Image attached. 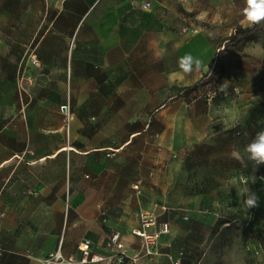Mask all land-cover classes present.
<instances>
[{
  "label": "crops",
  "instance_id": "crops-1",
  "mask_svg": "<svg viewBox=\"0 0 264 264\" xmlns=\"http://www.w3.org/2000/svg\"><path fill=\"white\" fill-rule=\"evenodd\" d=\"M148 1L0 0V264H43L59 247L79 257L86 237L104 260L80 264H172L184 251L176 217L153 260L121 262L107 241L120 231L138 253V213L156 202L145 193L171 202L199 141L186 122L202 97L158 106L203 76L234 28L185 32L184 0ZM189 53L202 68L180 79Z\"/></svg>",
  "mask_w": 264,
  "mask_h": 264
},
{
  "label": "rangeland",
  "instance_id": "rangeland-1",
  "mask_svg": "<svg viewBox=\"0 0 264 264\" xmlns=\"http://www.w3.org/2000/svg\"><path fill=\"white\" fill-rule=\"evenodd\" d=\"M184 2L190 20L185 32L200 25V30L209 32L216 27L223 35L243 25L246 0ZM193 30L197 28L191 29L195 33ZM245 52L244 57H227L222 82L205 87L198 94L202 97L197 99L199 103L188 113L187 130L194 138L198 132L199 141L188 148L194 157L187 173L176 174L171 202L152 199L144 190L146 201L182 208L189 216L184 220L179 214L174 220L179 223L174 238L185 251L186 264H264V240L259 233L264 228V164L256 167L245 152L254 138L249 112L264 100V67L255 65V60L264 61V34L250 42ZM203 98L206 108L200 104L205 102ZM178 169L173 166L174 173ZM241 191L256 194L258 206L248 209L238 195ZM180 224L187 227L181 229ZM248 246L259 250L258 254H252Z\"/></svg>",
  "mask_w": 264,
  "mask_h": 264
},
{
  "label": "built area",
  "instance_id": "built-area-1",
  "mask_svg": "<svg viewBox=\"0 0 264 264\" xmlns=\"http://www.w3.org/2000/svg\"><path fill=\"white\" fill-rule=\"evenodd\" d=\"M151 6L150 1H146L143 4L144 8ZM186 30V29H185ZM197 31V30H193ZM33 64L38 63V59L35 55L30 56ZM133 189L137 194L142 193V179H138L133 184ZM172 212V208L162 202L156 201L154 207L151 209H141L138 213L140 226L133 230V233L141 239V249L135 256H130L124 251L125 245L120 242L121 232L113 231L108 239L107 245L110 247L117 246L123 256L119 258L121 262L126 257L136 260L140 255L153 260L161 253V242L163 237L168 236L171 233V222L169 219H161V215L169 216ZM184 219H188L187 215H184ZM78 248L81 251V256L77 257L73 254L66 255L63 253L61 247L48 253L47 256L41 259L43 264H80L99 262L104 260V256L93 252L92 240L89 237L84 238L78 244ZM248 249H252L248 246ZM258 253V251H255ZM125 256V257H124ZM173 258V257H172ZM172 264H183L182 253L176 258H173Z\"/></svg>",
  "mask_w": 264,
  "mask_h": 264
},
{
  "label": "trees",
  "instance_id": "trees-1",
  "mask_svg": "<svg viewBox=\"0 0 264 264\" xmlns=\"http://www.w3.org/2000/svg\"><path fill=\"white\" fill-rule=\"evenodd\" d=\"M262 34H264V22L256 24L252 27H246L241 24L234 26L231 35H229L223 40L218 50L216 51L214 58L209 62L208 70L203 74V76L190 85L172 86L170 89L171 93L169 98L161 106H158V108L164 107L169 102L181 97H185L187 99L191 98L195 94L200 93L205 87L209 85H219L222 82V76L226 67L227 57L232 56L234 58H240L246 56V46L252 41H257ZM255 65L264 67V61L255 60ZM248 118L250 128H254L253 136L255 137V135L259 131L264 130V100L256 103L251 108ZM182 210V208H172V212L169 216L170 222L173 218L177 216V214H180V216L184 219V214H182L181 212ZM250 219L247 221V224L250 223ZM230 221L231 220L227 222ZM250 250L251 249H249V251ZM255 251L259 252V250L252 249L251 253L257 255L258 253H256ZM180 252L182 253V262L184 264L185 251Z\"/></svg>",
  "mask_w": 264,
  "mask_h": 264
},
{
  "label": "clouds",
  "instance_id": "clouds-1",
  "mask_svg": "<svg viewBox=\"0 0 264 264\" xmlns=\"http://www.w3.org/2000/svg\"><path fill=\"white\" fill-rule=\"evenodd\" d=\"M242 14V24L246 27H252L264 22V0H246V6ZM178 66L180 69L178 76L183 79L185 75L199 72L202 68V61L189 53L179 57ZM245 152L248 155V159L253 161L256 167L264 164V130L259 131L246 145ZM238 195L244 198L248 209L258 206L256 194L241 191Z\"/></svg>",
  "mask_w": 264,
  "mask_h": 264
},
{
  "label": "bare ground",
  "instance_id": "bare-ground-1",
  "mask_svg": "<svg viewBox=\"0 0 264 264\" xmlns=\"http://www.w3.org/2000/svg\"><path fill=\"white\" fill-rule=\"evenodd\" d=\"M124 251L127 252L130 256H135L136 255L135 250H133L132 248H130L128 246L124 247Z\"/></svg>",
  "mask_w": 264,
  "mask_h": 264
}]
</instances>
